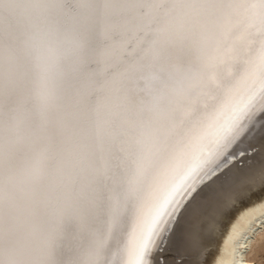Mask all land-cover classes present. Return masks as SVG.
Here are the masks:
<instances>
[{
  "label": "snow or ice",
  "instance_id": "obj_1",
  "mask_svg": "<svg viewBox=\"0 0 264 264\" xmlns=\"http://www.w3.org/2000/svg\"><path fill=\"white\" fill-rule=\"evenodd\" d=\"M257 157L264 0H0V264H197Z\"/></svg>",
  "mask_w": 264,
  "mask_h": 264
},
{
  "label": "bare ground",
  "instance_id": "obj_2",
  "mask_svg": "<svg viewBox=\"0 0 264 264\" xmlns=\"http://www.w3.org/2000/svg\"><path fill=\"white\" fill-rule=\"evenodd\" d=\"M256 159L235 169L236 180L217 201L184 223L185 247L197 264H256L264 255V166Z\"/></svg>",
  "mask_w": 264,
  "mask_h": 264
},
{
  "label": "rangeland",
  "instance_id": "obj_3",
  "mask_svg": "<svg viewBox=\"0 0 264 264\" xmlns=\"http://www.w3.org/2000/svg\"><path fill=\"white\" fill-rule=\"evenodd\" d=\"M258 261H259V264H264V255L263 254L259 255V257L255 261V263L258 264Z\"/></svg>",
  "mask_w": 264,
  "mask_h": 264
}]
</instances>
